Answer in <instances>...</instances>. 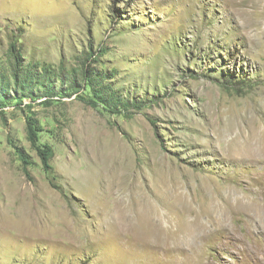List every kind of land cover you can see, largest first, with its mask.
Masks as SVG:
<instances>
[{"label": "rangeland", "instance_id": "rangeland-1", "mask_svg": "<svg viewBox=\"0 0 264 264\" xmlns=\"http://www.w3.org/2000/svg\"><path fill=\"white\" fill-rule=\"evenodd\" d=\"M11 41L54 96L0 113V264H264V0H0V65Z\"/></svg>", "mask_w": 264, "mask_h": 264}, {"label": "trees", "instance_id": "trees-1", "mask_svg": "<svg viewBox=\"0 0 264 264\" xmlns=\"http://www.w3.org/2000/svg\"><path fill=\"white\" fill-rule=\"evenodd\" d=\"M96 56L97 55L95 53L89 52L87 58H93ZM9 59L10 61L7 63L6 66L0 65V113H3L2 109L4 107L15 105L20 106L23 102V99L25 98L35 102L40 98L48 99L54 96L52 89L53 82L50 79H48V81L50 82L49 85L41 83V86H46L47 89L43 90V93L38 94L40 90L36 85L32 84L30 71H27L28 73L25 72L26 67L24 66V57L21 51V47L17 46L16 41L10 42ZM52 70L53 68L51 67L43 70V80L45 77L47 78V73L49 74L48 77L51 75H57ZM63 71L64 70H62L61 67L58 68V71L56 70V72H58V75H62L61 72ZM102 74L103 76H105L104 73H99L97 74L99 76L95 77L94 80H92V75H90L89 71L88 75H86V72L82 74V81L84 79L85 83H87V86L90 89L91 95L88 101L89 104H91V106H94L95 108L100 106L104 110L110 111L112 113L120 112L121 109L118 112L115 111V109L119 108V106H122V108H127L131 106L130 104L125 102L124 99L121 100L120 97H116V94H114L111 86H105L104 80L102 79L103 77H100V75ZM23 76L25 78H22ZM92 81H95L97 84H92ZM78 84L79 82H77L75 78H72L70 80L69 86L67 87V90L69 92H73L79 87ZM61 94L67 93L62 92ZM105 95H109L110 98H105ZM118 101L122 102L123 104H120ZM26 123L28 141L35 146V150L38 153L43 168L47 171H50V161L53 156L52 148L46 144L38 143L39 135L37 132L39 131V129H37V123L31 116H26ZM17 156L24 164L28 165L26 156L21 153V151H17Z\"/></svg>", "mask_w": 264, "mask_h": 264}, {"label": "bare ground", "instance_id": "bare-ground-1", "mask_svg": "<svg viewBox=\"0 0 264 264\" xmlns=\"http://www.w3.org/2000/svg\"><path fill=\"white\" fill-rule=\"evenodd\" d=\"M151 221L155 222L156 224H161L154 220ZM128 230L139 235L144 242L147 241V238H152L154 242H156L158 245L161 244L162 247L170 238L168 231H165L161 227H158V229H153L152 227H150V225H147L145 222H139L138 224L128 223ZM203 238L204 237L198 238V232H195L193 228L189 233V237L187 238L184 235V226H182L177 236V248L178 250L187 254L189 249H192V246L196 243V241L198 239L201 240ZM250 252L253 253V251Z\"/></svg>", "mask_w": 264, "mask_h": 264}]
</instances>
